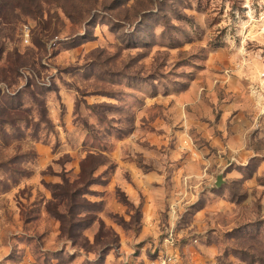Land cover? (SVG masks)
I'll use <instances>...</instances> for the list:
<instances>
[{"label": "rangeland", "instance_id": "1", "mask_svg": "<svg viewBox=\"0 0 264 264\" xmlns=\"http://www.w3.org/2000/svg\"><path fill=\"white\" fill-rule=\"evenodd\" d=\"M17 2L0 0V264H146L169 225L170 264H264V0ZM229 100L248 155L207 173L200 123Z\"/></svg>", "mask_w": 264, "mask_h": 264}, {"label": "crops", "instance_id": "2", "mask_svg": "<svg viewBox=\"0 0 264 264\" xmlns=\"http://www.w3.org/2000/svg\"><path fill=\"white\" fill-rule=\"evenodd\" d=\"M218 121L209 124L208 122H201L200 127L203 130L204 135L209 140L208 147L205 148V160L203 162L204 168L208 172H212L219 168L222 163L221 150L222 148L227 149V152L233 154V151L238 150L241 157L246 158L248 155V146L245 140L241 138L240 148L237 149L232 142L234 138L232 136V132H235V129L238 127L244 129L249 124V119L245 115L249 113V109L245 111V107L241 108L237 102L234 100L225 101L222 103L221 108L219 110ZM220 131V132H219ZM221 136L223 137L222 141ZM221 173L219 171L217 172ZM216 174V175H217Z\"/></svg>", "mask_w": 264, "mask_h": 264}, {"label": "built area", "instance_id": "3", "mask_svg": "<svg viewBox=\"0 0 264 264\" xmlns=\"http://www.w3.org/2000/svg\"><path fill=\"white\" fill-rule=\"evenodd\" d=\"M264 77V72L261 73ZM174 211V210H172ZM175 212V211H174ZM177 234L173 226H166L162 235V249L154 257L148 259L146 264H170L175 259L173 249L177 244Z\"/></svg>", "mask_w": 264, "mask_h": 264}, {"label": "trees", "instance_id": "4", "mask_svg": "<svg viewBox=\"0 0 264 264\" xmlns=\"http://www.w3.org/2000/svg\"><path fill=\"white\" fill-rule=\"evenodd\" d=\"M19 8L20 10L26 9L29 12H37L39 7L37 6V0H18L16 5L11 4V10Z\"/></svg>", "mask_w": 264, "mask_h": 264}, {"label": "water", "instance_id": "5", "mask_svg": "<svg viewBox=\"0 0 264 264\" xmlns=\"http://www.w3.org/2000/svg\"><path fill=\"white\" fill-rule=\"evenodd\" d=\"M222 177H221V173H218L215 177V185L218 187L220 186V184L222 183Z\"/></svg>", "mask_w": 264, "mask_h": 264}]
</instances>
